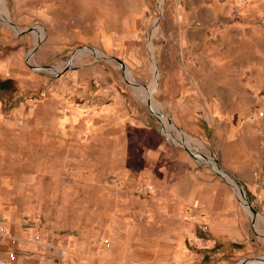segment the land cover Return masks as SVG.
<instances>
[{"label":"rangeland","instance_id":"rangeland-1","mask_svg":"<svg viewBox=\"0 0 264 264\" xmlns=\"http://www.w3.org/2000/svg\"><path fill=\"white\" fill-rule=\"evenodd\" d=\"M0 10L1 261L264 262V0Z\"/></svg>","mask_w":264,"mask_h":264},{"label":"bare ground","instance_id":"bare-ground-1","mask_svg":"<svg viewBox=\"0 0 264 264\" xmlns=\"http://www.w3.org/2000/svg\"><path fill=\"white\" fill-rule=\"evenodd\" d=\"M0 13L3 15L4 18L7 17L6 13L3 10H0ZM87 50L89 51V53H91L93 51V49H91V48H86V50H83V51H81L79 53V57L85 56L86 53L88 52ZM72 60H73V57L71 58V61ZM145 89H146L147 93L150 95V93L148 91V88H145ZM149 103L151 105H153L154 107H156V108L159 109V105L156 102H149ZM163 115H165V114H163ZM169 123H171L172 127L174 128V130H176L175 131L176 134L180 135V133H183L182 131L178 130L177 127L171 121ZM169 129H170V124H169ZM183 134L186 135V133H183ZM192 145H193V142H188V143L185 144V146L186 147H189V148H191ZM219 172H221V171H219ZM221 173L224 175L225 179L230 180V182H231L234 190L236 191L237 195L241 198L243 207H246V208H248L250 210V208L247 205H245V203H244L245 201H244V198H243V194L241 193L240 190L237 189V186L235 185V181L233 179H231L228 175H226L224 172H221ZM251 215L253 216L252 212H251ZM253 217H255V216H253ZM256 217H258L259 219L262 218V220L264 221V216L261 213H258V215H256ZM0 264H9V263H6V262L0 260ZM248 264H264V262H258V259H251V260H249V263Z\"/></svg>","mask_w":264,"mask_h":264},{"label":"water","instance_id":"water-1","mask_svg":"<svg viewBox=\"0 0 264 264\" xmlns=\"http://www.w3.org/2000/svg\"><path fill=\"white\" fill-rule=\"evenodd\" d=\"M8 22H9V24H10L11 26H13L12 22H11L9 19H8ZM34 30H36V28H33L31 31H34ZM40 41H41V40H39V41L37 42V45H36V46L30 51V53H29V55H28V61L33 57V55H34V53H35V51H36V49H37V46H38V44H39ZM103 58H104V59H107V60H109V59H114V60H116L121 66H124L123 61H122L121 59L117 58V57L104 56ZM70 67H71V58H70V60L68 61L67 65L65 66L64 70L67 71ZM42 68H43V69H46V70H49V71H55V70H54V67H52V66H46V67H42ZM187 150L191 153V155H192L194 158H198V156H197L195 153L191 152V150H189L188 148H187ZM212 169H213L218 175H220L221 177L225 178L224 175H223L221 172L217 171L214 167H212ZM240 190H241V193L243 194V197L245 198V203H246L245 205H247V206L250 208V210H251L253 216H256V215L258 214V212H257L254 208H251V206L248 204V202H247V200H246L245 193L243 192L242 189H240ZM259 258H260V257H256V258H252V259H259ZM249 260H251V259H243L239 264H248V263H249ZM263 260H264V258H263Z\"/></svg>","mask_w":264,"mask_h":264},{"label":"built area","instance_id":"built-area-1","mask_svg":"<svg viewBox=\"0 0 264 264\" xmlns=\"http://www.w3.org/2000/svg\"><path fill=\"white\" fill-rule=\"evenodd\" d=\"M244 203H245V202H244ZM245 204H246V203H245ZM35 239H36V242H38V241L40 240V237L37 235ZM48 247H49L51 250H55V249L57 248L56 244L53 243V242H52V243H49V244H48Z\"/></svg>","mask_w":264,"mask_h":264}]
</instances>
